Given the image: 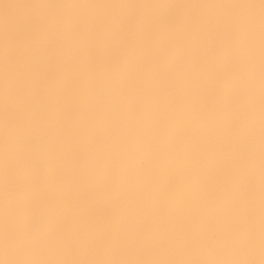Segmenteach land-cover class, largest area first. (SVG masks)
Returning <instances> with one entry per match:
<instances>
[{
  "label": "bare ground",
  "instance_id": "obj_1",
  "mask_svg": "<svg viewBox=\"0 0 264 264\" xmlns=\"http://www.w3.org/2000/svg\"><path fill=\"white\" fill-rule=\"evenodd\" d=\"M252 176L264 0H0V264H249Z\"/></svg>",
  "mask_w": 264,
  "mask_h": 264
},
{
  "label": "rangeland",
  "instance_id": "obj_2",
  "mask_svg": "<svg viewBox=\"0 0 264 264\" xmlns=\"http://www.w3.org/2000/svg\"><path fill=\"white\" fill-rule=\"evenodd\" d=\"M229 181L246 182L247 184H252V190L254 191L253 193L259 192L260 189H263L261 191L264 192V176L229 178ZM253 214L254 215L251 217L249 226L246 225L245 228L240 229L242 231L241 234L245 235L242 239L236 240L234 247H237V250L240 248L246 249L247 252L245 253L244 258L249 264H264V227L262 225L264 224V214L262 217L258 216V211H254ZM233 230H235V232L237 231L236 229ZM235 232L231 233H234V236H239V234H236ZM238 233L240 232L238 231ZM217 234V231L211 233L212 239L217 240Z\"/></svg>",
  "mask_w": 264,
  "mask_h": 264
}]
</instances>
